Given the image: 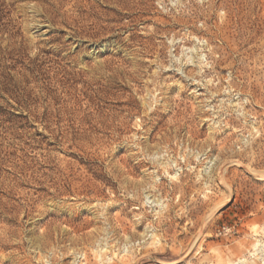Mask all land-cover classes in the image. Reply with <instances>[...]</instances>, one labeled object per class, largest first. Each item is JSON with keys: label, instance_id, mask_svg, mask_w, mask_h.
I'll return each instance as SVG.
<instances>
[{"label": "rangeland", "instance_id": "1", "mask_svg": "<svg viewBox=\"0 0 264 264\" xmlns=\"http://www.w3.org/2000/svg\"><path fill=\"white\" fill-rule=\"evenodd\" d=\"M255 243L264 0H0V264H261Z\"/></svg>", "mask_w": 264, "mask_h": 264}, {"label": "bare ground", "instance_id": "2", "mask_svg": "<svg viewBox=\"0 0 264 264\" xmlns=\"http://www.w3.org/2000/svg\"><path fill=\"white\" fill-rule=\"evenodd\" d=\"M255 232H256V231H255ZM262 233H263V232H262ZM256 234H257V232H256ZM256 236H257V235H256ZM256 242H257V241H256ZM261 243H262V242H261ZM262 244H263V243H262ZM262 244H256V243H255V246H258V248H257V250H256V247H255V249H254L255 251H254V252H257V251H258V252H259V251H260V252H264V251H262V250H264V245H262ZM259 247H261L262 249H259ZM260 252H259V253H260ZM253 254H254V253H253ZM260 254H263V253H260ZM251 255H252V254H251ZM263 255H264V254H263ZM254 256H255V255H254ZM260 259H261V258H260ZM244 261H245V259L239 258V259L237 260V263H234V264H241V263L244 262ZM228 262H229V261H228ZM228 262H227V263H228ZM262 263L264 264V259H263V262H261V264H262ZM229 264H230V262H229ZM231 264H232V263H231Z\"/></svg>", "mask_w": 264, "mask_h": 264}, {"label": "built area", "instance_id": "3", "mask_svg": "<svg viewBox=\"0 0 264 264\" xmlns=\"http://www.w3.org/2000/svg\"><path fill=\"white\" fill-rule=\"evenodd\" d=\"M222 230L224 231V230H225V228H222Z\"/></svg>", "mask_w": 264, "mask_h": 264}]
</instances>
